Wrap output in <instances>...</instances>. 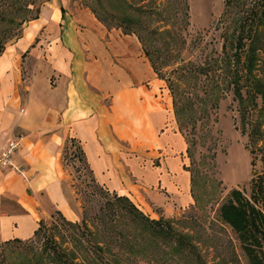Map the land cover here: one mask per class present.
<instances>
[{"label":"rangeland","instance_id":"obj_1","mask_svg":"<svg viewBox=\"0 0 264 264\" xmlns=\"http://www.w3.org/2000/svg\"><path fill=\"white\" fill-rule=\"evenodd\" d=\"M263 5L264 0H0V54L29 27L37 8L38 15L57 7L75 14L86 10L108 28L140 34L144 55L155 60L163 75L157 76L172 104L163 139L166 151L173 153L174 159L165 162L161 157L147 158L128 149L121 154L130 177L127 181L140 182L141 178L144 184L154 185L163 202L152 200L138 185L130 193H121L116 188L119 179L97 180L75 139L67 136L61 146V161L67 169L61 188L73 209L70 213L60 210L66 218L80 222L87 214L88 224L95 230L92 216L100 213L106 198L116 192L127 195L148 216L164 221L165 231L153 236L145 230L146 236H137L144 246L140 254L102 242L104 257L112 256L108 247L118 256L120 263L114 264H249L239 240L219 219L217 208L230 188L249 191L250 178L264 174V26L257 19ZM249 17H255L253 27L261 37L255 41L253 70L255 80L260 81L252 85L240 62L244 55L239 61L234 58L247 48L238 37L249 29L242 23L243 18ZM49 29V33H54L56 26ZM47 37L43 33L38 37L42 48L36 59L48 58L43 52ZM143 46L150 55L145 54ZM25 55L23 71L27 78ZM55 78L54 74L50 76L51 89ZM25 92L23 85L21 94ZM161 166L172 170L174 184L167 180L156 186ZM56 209L52 206L42 215L46 233L50 231L60 246L76 248L78 258L88 262L94 252L81 237L82 227L61 220ZM130 223V216L124 214L119 229L134 241ZM95 231L96 238L104 240L106 233ZM44 235L20 237H31L30 242L0 240V264H44L37 260ZM177 235L184 238L179 246ZM76 238L80 242H75Z\"/></svg>","mask_w":264,"mask_h":264},{"label":"crops","instance_id":"obj_2","mask_svg":"<svg viewBox=\"0 0 264 264\" xmlns=\"http://www.w3.org/2000/svg\"><path fill=\"white\" fill-rule=\"evenodd\" d=\"M49 26L56 31L49 33ZM42 33L48 36L43 44L48 58L36 59ZM48 74L56 76L52 89ZM171 112L163 81L134 33L108 28L86 10L75 14L57 7L38 15L0 54V150L19 139L13 160L23 169L0 166V240L30 235L52 206L73 212L61 188L67 174L61 146L67 136L81 144L97 180L117 178L121 193L138 185L163 202L154 185L141 178L127 181L121 154L128 149L173 160L163 139ZM171 172L158 168L156 186L174 184Z\"/></svg>","mask_w":264,"mask_h":264},{"label":"trees","instance_id":"obj_3","mask_svg":"<svg viewBox=\"0 0 264 264\" xmlns=\"http://www.w3.org/2000/svg\"><path fill=\"white\" fill-rule=\"evenodd\" d=\"M61 10H63L62 7ZM38 13L39 9L37 8L35 14L31 18L38 17ZM257 19L261 24L263 23L262 25L264 26V5ZM242 23L247 25L249 29H246L245 32L239 34L238 39L239 42L243 41V44H247V48L241 51V53L237 52L238 55L234 56V58L241 60V54L244 55L243 60L240 61L242 63L244 75H248L246 77L251 80V85L255 84V81L256 84H258L260 79L257 78L255 80V73L253 70L255 68V41L258 42L261 40V37H259L258 33H255V27H253V24H255V17H249V19L243 18ZM123 31L126 33H135L128 30ZM136 35L141 44L144 43L142 42V36L140 34ZM143 49L146 55H150V51L147 48L143 46ZM149 60L152 67L157 72V75L163 77L155 60L152 57L149 58ZM168 85L169 87H172V81L170 79L168 80ZM236 91L239 95L240 89L237 88ZM253 94L254 92H252V94L250 93L251 98L254 96ZM250 101L252 102V99H250ZM175 103L176 101L173 98V104L175 105L174 109H176ZM99 211V214L95 213L92 217L95 220V230L98 232L103 230V233H106V237L104 235V240L96 238V231L93 228H90L88 224L87 214H84L81 221L78 222L66 218L59 209H56L61 220L82 227L81 237L86 240L88 249H90L92 253L94 252L93 256H88V262H86L84 258H78L76 248L67 249L66 247L60 246L50 231L46 233V223L44 218H40L37 221L38 224L33 231V235L37 238L46 233L42 238L37 260L42 261L44 264L46 263L43 259H49L54 264L120 263L118 256L110 250V247H108V250L112 255L111 258L104 257L102 242H105L107 245L115 243L122 246L125 251L132 254H140L143 251L144 246L141 240L137 239V236H141L142 238L146 236L145 230L150 231L153 236L165 231L162 218H152L148 216L125 194H117L116 192H113L112 197L106 198L102 207L99 208ZM84 213H87V211H84ZM124 214L130 216V224L134 227L132 236L136 237L134 241L127 238L125 231L119 229ZM52 215L53 212L51 213V216ZM217 215L222 222L226 223L231 228L239 240L240 247L249 264H264V174L259 173L258 176H252L250 178L249 191L240 187L230 188L225 199L218 205ZM176 238L177 246L184 242V238L181 235H177ZM76 239L75 242L79 241L78 238ZM32 240L31 237L23 239L15 236L5 239L4 242H30Z\"/></svg>","mask_w":264,"mask_h":264},{"label":"built area","instance_id":"obj_4","mask_svg":"<svg viewBox=\"0 0 264 264\" xmlns=\"http://www.w3.org/2000/svg\"><path fill=\"white\" fill-rule=\"evenodd\" d=\"M19 145V139L12 138L0 150V166H8L19 173H23L22 167L16 165L13 160V152Z\"/></svg>","mask_w":264,"mask_h":264}]
</instances>
